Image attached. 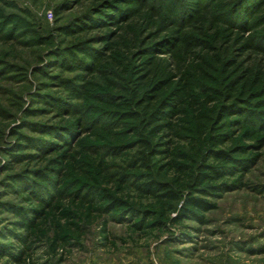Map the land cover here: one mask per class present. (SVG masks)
<instances>
[{"label":"trees","instance_id":"1","mask_svg":"<svg viewBox=\"0 0 264 264\" xmlns=\"http://www.w3.org/2000/svg\"><path fill=\"white\" fill-rule=\"evenodd\" d=\"M95 1L105 18L95 22L113 20L106 9L116 0ZM263 2L240 0L246 14L225 26L203 16L182 41L161 35L152 16L121 26L77 92L85 133L79 119L30 125L50 134L32 144L53 157L50 174L22 177L29 206L16 209L13 264H35L27 243L62 263L94 226L100 247L115 249L110 221L138 237L202 224L217 208L209 198L242 185L264 148V34L255 44L240 28ZM10 134L16 146L26 141Z\"/></svg>","mask_w":264,"mask_h":264},{"label":"rangeland","instance_id":"2","mask_svg":"<svg viewBox=\"0 0 264 264\" xmlns=\"http://www.w3.org/2000/svg\"><path fill=\"white\" fill-rule=\"evenodd\" d=\"M236 1L116 0L115 7L106 9L114 19L104 24L95 22L105 19L95 0H0V264H13L10 245L18 247L14 234L22 233L16 209L29 206L20 183L50 174L45 168L53 149H46L44 142L32 144L50 134L30 125L55 127L79 119L81 126L75 130L85 133V112L77 92L92 73L89 65L103 58L104 47L115 41L121 26L152 16L161 35L182 41L203 16L222 26L243 18L247 9ZM248 18L240 29L256 44L262 40L256 37L264 34V2ZM259 44L264 47V41ZM29 110L36 112L28 115ZM11 128L25 137L22 146H16ZM209 199L217 208L204 214V223L185 221L184 228L169 233L138 237L125 224L110 221L115 249L100 247L94 226L83 246L62 263L32 243L26 246L32 248L35 264H264V148L241 186Z\"/></svg>","mask_w":264,"mask_h":264}]
</instances>
